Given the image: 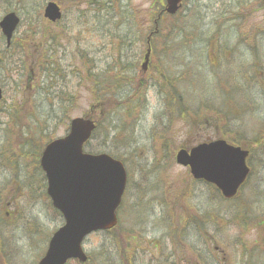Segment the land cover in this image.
<instances>
[{
    "label": "rangeland",
    "instance_id": "rangeland-1",
    "mask_svg": "<svg viewBox=\"0 0 264 264\" xmlns=\"http://www.w3.org/2000/svg\"><path fill=\"white\" fill-rule=\"evenodd\" d=\"M51 1L63 12L56 31L42 19L43 7ZM161 2L0 0V19L7 12L20 19L18 37L27 35L26 26L34 24V99L31 108H17L23 117L25 111L30 113L26 124L34 128L33 142L23 134L20 145L10 144L9 104L0 112V147L11 146L16 150L11 156L17 159L15 177L0 170L3 264H37L51 235L63 226L46 197L38 155L40 147L66 136L70 120L85 116L91 105L100 103L102 98L94 101L99 94L90 93L91 82L83 80L87 68L100 75L93 83H108L111 80L106 79L118 75L120 84L112 98L130 100L128 112L122 107L106 112L83 149L117 158L127 173L115 231L95 233L82 244L89 264H125L127 259L130 264H264V149L253 140L264 133V0L187 2L174 18L159 25L161 35L151 43L152 62L139 89L127 80L138 79L145 38ZM60 31L64 39L53 48L48 35ZM240 38H246L242 44ZM25 46H30L29 41ZM46 50L57 54L67 76L68 85L59 95L68 94L69 104L47 91L51 73H39L37 61L43 62L40 57ZM17 61L18 66L30 65V59L13 58L5 71L15 68ZM72 68L75 74L70 73ZM11 77L12 83L20 82L19 76ZM158 80L175 86L166 89L169 98L178 97L185 107L182 121L173 122ZM133 94L137 101L130 98ZM9 97L3 106L10 103ZM100 112L95 110V118ZM191 129L196 133L189 135ZM236 138L249 141L252 148L247 162L250 175L238 199L223 201L212 187L191 181L188 171L174 164L180 147L189 150L201 142ZM247 205L252 210L244 215L255 219L244 231L235 215ZM182 206L188 207L187 212ZM122 238L133 247L130 257L128 249L122 250ZM244 244L249 245L246 251Z\"/></svg>",
    "mask_w": 264,
    "mask_h": 264
},
{
    "label": "water",
    "instance_id": "water-1",
    "mask_svg": "<svg viewBox=\"0 0 264 264\" xmlns=\"http://www.w3.org/2000/svg\"><path fill=\"white\" fill-rule=\"evenodd\" d=\"M166 0L165 12L175 14L181 2ZM56 9L49 5L45 15L57 18ZM17 20L6 16L0 23L2 34L9 39ZM149 48L141 66L146 71ZM95 126L90 120L75 119L63 139L50 143L40 158L52 207L58 211L64 225L50 238L47 250L38 264H66L77 260L84 264L87 257L82 252V242L91 233L110 231L116 226V210L125 189L126 176L122 165L107 156L82 154V146L90 139ZM247 153L239 148L216 142L200 145L187 155L181 151L176 156L178 165L189 167L195 180L213 184L224 199L235 196L244 183L248 169Z\"/></svg>",
    "mask_w": 264,
    "mask_h": 264
},
{
    "label": "flooded vegetation",
    "instance_id": "flooded-vegetation-1",
    "mask_svg": "<svg viewBox=\"0 0 264 264\" xmlns=\"http://www.w3.org/2000/svg\"><path fill=\"white\" fill-rule=\"evenodd\" d=\"M32 37H34V35L12 37L8 46H6L5 40L0 37V47L3 46V48L0 49V106L2 105L0 112H2L4 107L6 108L7 104H9L8 109L10 112L7 115L10 116L12 125L9 127L10 131L7 133V136L10 144L12 142L13 145H20V141L22 142L21 135L24 124L22 113L21 115H18L17 108L32 105V98L34 99V41L32 40ZM52 40H54V38H52ZM28 41L30 43L29 47L25 46ZM20 57L30 59V65L27 68L22 65L18 66L20 61H17L14 64L15 68L6 72L5 68L7 64H9L13 58ZM12 74L19 76V83H12ZM7 81L9 84H6ZM8 95L10 96V103H6L3 106L5 98ZM28 117L29 116L26 117V121ZM25 133L26 138L33 142L34 128L28 127L25 130ZM15 152L16 150L11 149V146L6 147L4 145L0 147V170L7 172L11 171L13 175L16 170L17 159L16 155H11ZM13 176L15 177V175ZM3 263V260L0 259V264Z\"/></svg>",
    "mask_w": 264,
    "mask_h": 264
},
{
    "label": "trees",
    "instance_id": "trees-1",
    "mask_svg": "<svg viewBox=\"0 0 264 264\" xmlns=\"http://www.w3.org/2000/svg\"><path fill=\"white\" fill-rule=\"evenodd\" d=\"M139 87H140V84H139ZM103 103H104V101H103ZM103 108H102V112L104 113V112H107L108 114L114 109V108H116V107H114V106H109L108 105V102H106L105 103V105H103L102 106ZM181 112L183 113V114H185V108L183 107L182 109H181ZM105 114V113H104ZM100 120V119H99ZM99 126H100V123H99V121H97V129L99 128ZM96 129V130H97ZM192 130V129H191ZM191 130L189 131V133L191 132ZM98 131V130H97ZM96 132V131H95ZM254 145L255 146H264V137H262V136H258L257 137V140L255 141V143H254ZM245 147L246 148H249V145H245ZM124 244H125V239H124Z\"/></svg>",
    "mask_w": 264,
    "mask_h": 264
}]
</instances>
